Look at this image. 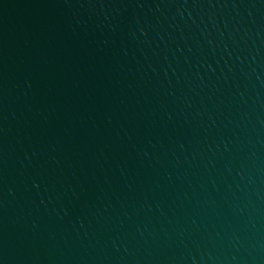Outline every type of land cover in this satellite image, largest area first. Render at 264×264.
<instances>
[{
    "label": "water",
    "instance_id": "1",
    "mask_svg": "<svg viewBox=\"0 0 264 264\" xmlns=\"http://www.w3.org/2000/svg\"><path fill=\"white\" fill-rule=\"evenodd\" d=\"M0 264H264V0H0Z\"/></svg>",
    "mask_w": 264,
    "mask_h": 264
}]
</instances>
